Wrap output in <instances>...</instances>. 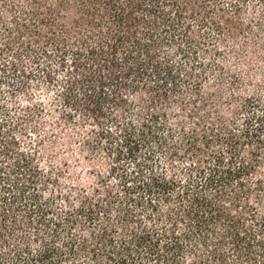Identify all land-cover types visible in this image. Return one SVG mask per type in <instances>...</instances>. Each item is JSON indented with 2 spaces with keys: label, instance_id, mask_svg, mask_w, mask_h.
<instances>
[{
  "label": "trees",
  "instance_id": "1",
  "mask_svg": "<svg viewBox=\"0 0 264 264\" xmlns=\"http://www.w3.org/2000/svg\"><path fill=\"white\" fill-rule=\"evenodd\" d=\"M248 10L264 0H0V90H49L89 171L60 187L16 136L42 103H0V264H264V80L207 82L225 41L264 53Z\"/></svg>",
  "mask_w": 264,
  "mask_h": 264
},
{
  "label": "rangeland",
  "instance_id": "2",
  "mask_svg": "<svg viewBox=\"0 0 264 264\" xmlns=\"http://www.w3.org/2000/svg\"><path fill=\"white\" fill-rule=\"evenodd\" d=\"M246 20L255 25L258 19L264 20V10H248ZM247 36L238 41H225L219 52L218 59L208 72L207 82L210 89L220 87L224 93H230V77L240 79L243 86H238L234 91H243L251 88L250 81L264 80V53L255 59H249L252 50ZM244 45V49L240 51ZM221 77L218 84L216 79ZM53 94L44 88L31 86L18 96L10 97L5 90H0V103H4L11 117L16 120L22 114L32 108L38 102L44 109L30 113V117L23 126L24 138L16 134L22 148L28 149L32 143L40 157V165L46 169H53L59 175L60 187H68L72 184L84 183L88 178V165L78 151L75 135L78 132L77 125L59 123L57 111L53 106ZM225 105L224 102L222 103ZM221 104V105H222ZM174 112V109L172 110ZM100 159V156L97 157Z\"/></svg>",
  "mask_w": 264,
  "mask_h": 264
}]
</instances>
